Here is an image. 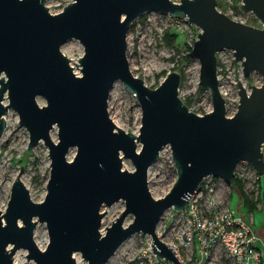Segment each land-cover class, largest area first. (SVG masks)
Masks as SVG:
<instances>
[{
  "label": "water",
  "instance_id": "water-1",
  "mask_svg": "<svg viewBox=\"0 0 264 264\" xmlns=\"http://www.w3.org/2000/svg\"><path fill=\"white\" fill-rule=\"evenodd\" d=\"M240 6L251 9L263 25L230 16L216 0H69L57 11H50L44 0H0V134L11 106L28 130L27 147L43 139L50 158L42 199L31 197L20 171L12 180L7 204L0 208V264H12L20 246L35 264H75V250L85 264H100L136 230L151 235L150 247L158 257L186 264L155 231L163 210L184 206L206 174L232 181L240 159L264 170V0H241ZM147 9L184 16L200 26L189 54L199 59L198 77L209 87L210 109L188 107L178 94L176 69L153 87L131 70L126 31ZM70 36L83 45L74 62L80 72L60 48ZM222 47L233 49L235 67L240 59L243 75L251 70L261 74V82L249 90L237 78V107L230 114L216 70V51ZM116 78L139 100L137 133L109 114L107 98ZM38 94L46 101L40 103ZM53 126L56 138L50 134ZM165 143L176 177L154 196L147 168ZM122 155L131 158L133 168L123 166ZM119 197L124 208L101 231V204ZM127 212L133 217L124 224ZM38 219L47 228L44 247L33 237Z\"/></svg>",
  "mask_w": 264,
  "mask_h": 264
},
{
  "label": "rangeland",
  "instance_id": "rangeland-1",
  "mask_svg": "<svg viewBox=\"0 0 264 264\" xmlns=\"http://www.w3.org/2000/svg\"><path fill=\"white\" fill-rule=\"evenodd\" d=\"M69 0H44L50 11H57ZM218 8L230 16L257 26H262L260 18L251 10L243 9L241 0H218ZM175 32L174 36L168 31ZM200 26L186 20L184 16H175L157 9H147L137 15L129 23L126 31V54L131 70L141 76L146 84L153 87L158 84L168 70L180 72L178 94L188 107L197 112H203L212 107L209 87L199 81V59L189 54V49ZM61 50L68 55L69 62L75 71L80 72L77 58L83 52L81 41L75 37H67L61 44ZM217 76L219 88L225 99V112L233 113L237 107V78L241 79L247 90L252 84L261 82V74L251 70L248 75L242 73V63L236 59L234 63L233 49L222 47L216 51ZM235 69L237 72L235 73ZM8 98L5 96L3 101ZM37 100L45 102L43 95L38 94ZM107 108L112 119L125 130L135 133L139 131L141 107L136 95L116 78L110 88L107 98ZM5 126L0 134V208L3 210L10 194V186L15 175L20 171V177L28 187L33 199H42L46 192V180L49 175L48 148L43 139L37 140L30 148L27 147L28 130L18 121L17 111L11 106L4 113ZM50 134L56 138V126L51 127ZM140 144V141H137ZM75 146L72 145L67 156H72ZM122 164L133 168V162L127 155H122ZM20 169V170H19ZM176 177V168L171 155V148L165 143L158 156L147 168V180L154 196L162 195ZM245 192L244 187L240 186ZM240 193V192H239ZM228 193H226L227 195ZM236 190L231 193L230 206L237 212H247V207L237 205ZM105 209L101 216V231L110 220L124 208V199L119 197L111 203H102ZM132 212H127L123 223L131 221ZM161 224V223H160ZM264 224V212L254 210V227ZM40 239L39 246L44 247L48 241V233L44 220H37L33 237ZM162 238H167L163 236ZM151 235L140 230L133 231L115 248L113 253L100 264H172L157 258L150 248ZM26 248L17 247L12 255L17 254L16 264H35L32 258L26 256ZM75 264H85L79 250L74 251Z\"/></svg>",
  "mask_w": 264,
  "mask_h": 264
},
{
  "label": "built area",
  "instance_id": "built-area-1",
  "mask_svg": "<svg viewBox=\"0 0 264 264\" xmlns=\"http://www.w3.org/2000/svg\"><path fill=\"white\" fill-rule=\"evenodd\" d=\"M261 150L264 160V143ZM234 180L242 182L244 193L253 202L247 212L230 206L233 190L241 205ZM256 208L264 212V170L258 172L247 159H240L233 167L232 181L221 175H204L184 206L163 210L155 231L161 238L167 236L162 239L186 264H264V224L254 227Z\"/></svg>",
  "mask_w": 264,
  "mask_h": 264
},
{
  "label": "trees",
  "instance_id": "trees-1",
  "mask_svg": "<svg viewBox=\"0 0 264 264\" xmlns=\"http://www.w3.org/2000/svg\"><path fill=\"white\" fill-rule=\"evenodd\" d=\"M216 3L218 4L219 1L216 0ZM168 31V34L170 35V37L174 34L175 32H171L169 30ZM234 187H236V189L238 190V192H240L241 194V205H244V206H252L253 202L246 196V194L241 190L240 186L242 185V182L239 181V180H234V183H233Z\"/></svg>",
  "mask_w": 264,
  "mask_h": 264
},
{
  "label": "bare ground",
  "instance_id": "bare-ground-1",
  "mask_svg": "<svg viewBox=\"0 0 264 264\" xmlns=\"http://www.w3.org/2000/svg\"><path fill=\"white\" fill-rule=\"evenodd\" d=\"M70 148H71V147H70ZM70 148H69V150H70ZM34 236H35V240H36V242L40 244V243H41V242H40V239H39L38 237H36V233H34ZM16 263H19V262H18V260H17V254H14V264H16Z\"/></svg>",
  "mask_w": 264,
  "mask_h": 264
}]
</instances>
